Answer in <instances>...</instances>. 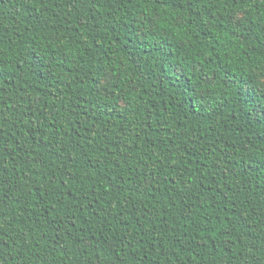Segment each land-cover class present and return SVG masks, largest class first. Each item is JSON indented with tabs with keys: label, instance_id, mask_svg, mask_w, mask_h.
Here are the masks:
<instances>
[{
	"label": "trees",
	"instance_id": "1",
	"mask_svg": "<svg viewBox=\"0 0 264 264\" xmlns=\"http://www.w3.org/2000/svg\"><path fill=\"white\" fill-rule=\"evenodd\" d=\"M171 3L0 0V264H264V2Z\"/></svg>",
	"mask_w": 264,
	"mask_h": 264
},
{
	"label": "snow or ice",
	"instance_id": "2",
	"mask_svg": "<svg viewBox=\"0 0 264 264\" xmlns=\"http://www.w3.org/2000/svg\"><path fill=\"white\" fill-rule=\"evenodd\" d=\"M264 2V0H262ZM138 5L143 7V12L147 13L149 18L152 19V31L160 32L161 30L168 28L173 29V23L167 20H162V14L165 10L172 8L171 0H136ZM188 0H179V6L187 5ZM175 16V12H173ZM176 28L179 31H170L168 34L172 36L173 39L179 38L180 40L183 37L180 33L186 31L182 25L177 21L175 23ZM143 27V25H142ZM3 47V37L0 36V48ZM211 55V53H209ZM39 59V57H37ZM180 75V72L177 71V76ZM242 79L231 80V83L234 84L236 88V94L241 97L245 103L249 105L248 116L250 122H258L262 129H264V54L260 63L252 68L251 71H246L245 73L240 74ZM216 77L214 75H207L204 83L211 85Z\"/></svg>",
	"mask_w": 264,
	"mask_h": 264
}]
</instances>
